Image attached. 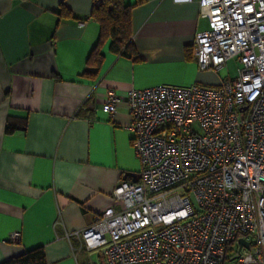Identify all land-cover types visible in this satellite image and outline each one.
<instances>
[{
    "label": "crops",
    "instance_id": "obj_1",
    "mask_svg": "<svg viewBox=\"0 0 264 264\" xmlns=\"http://www.w3.org/2000/svg\"><path fill=\"white\" fill-rule=\"evenodd\" d=\"M96 1L0 0V263L42 246L46 264H106L80 234L119 207L112 190L137 181L140 164L126 100L110 116L101 110L105 91L216 86L230 76L220 70L212 80L198 69L193 42L207 21L195 2L172 0L131 8L137 59L112 53L106 40L101 61L88 64L99 37ZM7 120L24 128L6 133ZM13 232L18 241H9Z\"/></svg>",
    "mask_w": 264,
    "mask_h": 264
},
{
    "label": "built area",
    "instance_id": "obj_2",
    "mask_svg": "<svg viewBox=\"0 0 264 264\" xmlns=\"http://www.w3.org/2000/svg\"><path fill=\"white\" fill-rule=\"evenodd\" d=\"M172 1L195 2L207 21L193 42L198 69L233 60L236 75L105 91L110 116L126 100L140 172L81 239L106 264H224L232 245L236 264H264V0Z\"/></svg>",
    "mask_w": 264,
    "mask_h": 264
},
{
    "label": "trees",
    "instance_id": "obj_3",
    "mask_svg": "<svg viewBox=\"0 0 264 264\" xmlns=\"http://www.w3.org/2000/svg\"><path fill=\"white\" fill-rule=\"evenodd\" d=\"M143 1L135 0L133 4L127 5L123 0H100V3L91 9L90 17L99 25V37L89 53L87 59L88 64L96 66L101 61L102 54L100 53V46L106 40H109V50L112 53L133 60L137 59L135 48L131 42L132 28L130 12L133 6ZM60 11L61 13H69L62 4ZM89 73L85 71L81 75ZM24 122L20 125H13L7 120L4 131L6 133H12L17 129H23ZM0 264H46L44 249L42 246L35 247Z\"/></svg>",
    "mask_w": 264,
    "mask_h": 264
},
{
    "label": "rangeland",
    "instance_id": "obj_4",
    "mask_svg": "<svg viewBox=\"0 0 264 264\" xmlns=\"http://www.w3.org/2000/svg\"><path fill=\"white\" fill-rule=\"evenodd\" d=\"M236 67H237V64L233 61V60H230L227 62V65H226V69L228 70L230 76H235L236 75ZM206 72L209 73V78L210 79H217L218 77H220L221 73L224 71L225 72V69L221 72H213V71H208V70H205ZM199 85H204V86H208L206 84H203V83H197ZM236 248H237V245H232V250L228 252L227 254V258L224 262V264H236V258L235 257H232L236 251Z\"/></svg>",
    "mask_w": 264,
    "mask_h": 264
},
{
    "label": "water",
    "instance_id": "obj_5",
    "mask_svg": "<svg viewBox=\"0 0 264 264\" xmlns=\"http://www.w3.org/2000/svg\"><path fill=\"white\" fill-rule=\"evenodd\" d=\"M240 241H242V240H240Z\"/></svg>",
    "mask_w": 264,
    "mask_h": 264
}]
</instances>
